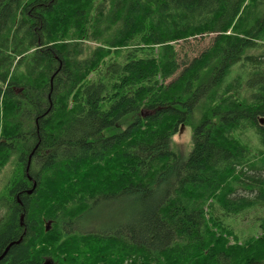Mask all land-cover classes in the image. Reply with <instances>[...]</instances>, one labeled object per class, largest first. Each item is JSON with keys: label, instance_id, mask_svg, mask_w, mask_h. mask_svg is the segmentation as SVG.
<instances>
[{"label": "trees", "instance_id": "trees-1", "mask_svg": "<svg viewBox=\"0 0 264 264\" xmlns=\"http://www.w3.org/2000/svg\"><path fill=\"white\" fill-rule=\"evenodd\" d=\"M12 164L0 264H264V217L245 240L226 223L264 208V0H0ZM129 198L112 231L75 229Z\"/></svg>", "mask_w": 264, "mask_h": 264}, {"label": "rangeland", "instance_id": "rangeland-1", "mask_svg": "<svg viewBox=\"0 0 264 264\" xmlns=\"http://www.w3.org/2000/svg\"><path fill=\"white\" fill-rule=\"evenodd\" d=\"M212 40L213 37L209 36L204 40L190 44L188 56L199 54L203 49L210 46ZM252 53L255 54L257 51H252ZM234 68L235 69L232 70L233 76L242 72L241 65ZM149 114H151L150 111H144V116ZM251 140L254 148H260L257 138L252 137ZM172 146L175 152H177L182 158H185L192 149L191 129L187 126H182L179 132L173 137ZM14 169V164L7 165L0 175V199L1 196L5 194L8 182L14 175ZM241 194L247 195L245 192H241ZM132 205L133 200L130 198L100 203L93 208L91 213L84 216V218L76 224L75 229L81 232H98L106 229L107 231H112V229H108L125 222L126 214L130 211ZM262 217H264V208L251 211L244 217L228 218L226 223L234 230L240 239L245 240L251 236L261 234L260 218ZM51 225V222L46 223V230H50Z\"/></svg>", "mask_w": 264, "mask_h": 264}, {"label": "bare ground", "instance_id": "bare-ground-1", "mask_svg": "<svg viewBox=\"0 0 264 264\" xmlns=\"http://www.w3.org/2000/svg\"><path fill=\"white\" fill-rule=\"evenodd\" d=\"M94 197V196H93ZM85 200V199H84ZM218 219V218H217Z\"/></svg>", "mask_w": 264, "mask_h": 264}, {"label": "water", "instance_id": "water-1", "mask_svg": "<svg viewBox=\"0 0 264 264\" xmlns=\"http://www.w3.org/2000/svg\"><path fill=\"white\" fill-rule=\"evenodd\" d=\"M2 258H0V260H1Z\"/></svg>", "mask_w": 264, "mask_h": 264}]
</instances>
